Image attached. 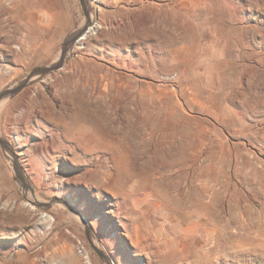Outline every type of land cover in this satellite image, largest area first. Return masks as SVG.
<instances>
[{
	"label": "rangeland",
	"instance_id": "374dc122",
	"mask_svg": "<svg viewBox=\"0 0 264 264\" xmlns=\"http://www.w3.org/2000/svg\"><path fill=\"white\" fill-rule=\"evenodd\" d=\"M75 33L0 101V264H264V0H0V93Z\"/></svg>",
	"mask_w": 264,
	"mask_h": 264
},
{
	"label": "water",
	"instance_id": "95a60500",
	"mask_svg": "<svg viewBox=\"0 0 264 264\" xmlns=\"http://www.w3.org/2000/svg\"><path fill=\"white\" fill-rule=\"evenodd\" d=\"M82 31H80L79 33H81ZM79 33H75L74 36L72 38H69L63 45L62 48V52L61 55L59 57V59L54 62L53 64L49 65V66H42V67H38L35 70H33L29 76H27V78H25L24 80H21L19 82H17L16 84H14L11 87L6 88L5 90H3L0 93V101L8 96H13L16 95L18 92H20L23 88H25L27 85H29L37 76H41V75H46L60 67H62L64 59H65V55L67 52V49L69 47V45H71L77 38ZM0 145L4 150H7L10 154L11 157L13 159V165H14V169L16 171L17 174H19L22 177V173H21V168L16 160L15 157V153L14 150L12 148V145L5 140L4 138H2L0 136ZM38 205H43L42 203H37ZM93 247L95 248L96 252L104 259L106 260V262H108V264H113L111 259L108 257V255H106L100 248H98L96 245L93 244Z\"/></svg>",
	"mask_w": 264,
	"mask_h": 264
},
{
	"label": "bare ground",
	"instance_id": "6f19581e",
	"mask_svg": "<svg viewBox=\"0 0 264 264\" xmlns=\"http://www.w3.org/2000/svg\"><path fill=\"white\" fill-rule=\"evenodd\" d=\"M90 17H91V15H88L87 16V20H90ZM234 235L235 234H233L232 236L231 235L222 236L221 233L217 231L215 233H212L210 235L205 236L203 238V240L201 241V243H202V247L205 248V250H204L205 253L208 254V258H209L210 255H212V253L214 252V250L216 248H220V249L225 248V249H227L228 247L226 248V244H228V240L230 241V239H235L234 238L235 237ZM224 256H225L224 257V260H231L232 261V259H233L232 256L231 257L230 256H227V255H224Z\"/></svg>",
	"mask_w": 264,
	"mask_h": 264
}]
</instances>
